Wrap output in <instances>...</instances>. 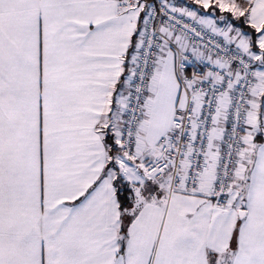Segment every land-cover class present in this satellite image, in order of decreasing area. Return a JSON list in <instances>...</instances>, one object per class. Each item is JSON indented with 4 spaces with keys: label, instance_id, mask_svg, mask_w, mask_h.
<instances>
[{
    "label": "snow or ice",
    "instance_id": "snow-or-ice-1",
    "mask_svg": "<svg viewBox=\"0 0 264 264\" xmlns=\"http://www.w3.org/2000/svg\"><path fill=\"white\" fill-rule=\"evenodd\" d=\"M0 264H264V0H0Z\"/></svg>",
    "mask_w": 264,
    "mask_h": 264
}]
</instances>
